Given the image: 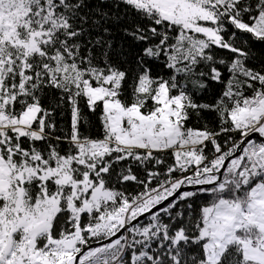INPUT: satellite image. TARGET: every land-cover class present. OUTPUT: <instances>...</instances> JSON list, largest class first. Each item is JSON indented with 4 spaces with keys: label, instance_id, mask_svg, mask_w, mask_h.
<instances>
[{
    "label": "snow or ice",
    "instance_id": "obj_1",
    "mask_svg": "<svg viewBox=\"0 0 264 264\" xmlns=\"http://www.w3.org/2000/svg\"><path fill=\"white\" fill-rule=\"evenodd\" d=\"M0 264H264V0H0Z\"/></svg>",
    "mask_w": 264,
    "mask_h": 264
}]
</instances>
